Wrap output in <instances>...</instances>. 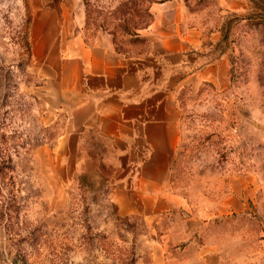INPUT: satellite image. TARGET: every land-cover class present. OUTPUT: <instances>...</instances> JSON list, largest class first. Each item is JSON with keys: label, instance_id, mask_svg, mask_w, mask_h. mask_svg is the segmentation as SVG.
<instances>
[{"label": "rangeland", "instance_id": "rangeland-1", "mask_svg": "<svg viewBox=\"0 0 264 264\" xmlns=\"http://www.w3.org/2000/svg\"><path fill=\"white\" fill-rule=\"evenodd\" d=\"M174 1L0 0V264H264V0H176L182 31L219 61L178 95L175 205L143 210L126 190L143 150L124 168L95 137L58 148L64 118L35 31L104 34L137 53L153 3ZM213 210L228 212L187 223Z\"/></svg>", "mask_w": 264, "mask_h": 264}, {"label": "crops", "instance_id": "crops-1", "mask_svg": "<svg viewBox=\"0 0 264 264\" xmlns=\"http://www.w3.org/2000/svg\"><path fill=\"white\" fill-rule=\"evenodd\" d=\"M151 11V22L140 31L146 46L137 53L117 51L108 35L87 40L81 32L46 27L35 31L32 56L42 65L56 112L63 114L58 148L77 150L95 137L120 153L119 167L124 168L145 151L134 171L126 173V190L141 200L143 210H161L180 200L169 181L180 139L178 95L219 60L197 52L202 43L196 29L182 31L187 19L182 4L153 3ZM128 208L140 210L132 203ZM227 212L213 210L189 217L187 223L199 225L201 218L209 222Z\"/></svg>", "mask_w": 264, "mask_h": 264}]
</instances>
